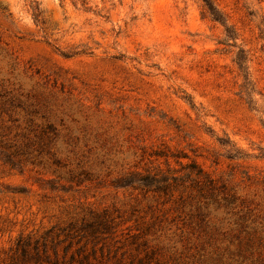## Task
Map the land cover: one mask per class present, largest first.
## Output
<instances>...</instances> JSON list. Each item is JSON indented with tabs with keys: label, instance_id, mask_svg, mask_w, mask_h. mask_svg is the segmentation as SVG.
<instances>
[{
	"label": "rangeland",
	"instance_id": "rangeland-1",
	"mask_svg": "<svg viewBox=\"0 0 264 264\" xmlns=\"http://www.w3.org/2000/svg\"><path fill=\"white\" fill-rule=\"evenodd\" d=\"M210 1L0 0V264L102 212L264 264V0Z\"/></svg>",
	"mask_w": 264,
	"mask_h": 264
},
{
	"label": "trees",
	"instance_id": "trees-1",
	"mask_svg": "<svg viewBox=\"0 0 264 264\" xmlns=\"http://www.w3.org/2000/svg\"><path fill=\"white\" fill-rule=\"evenodd\" d=\"M36 21L37 0H27ZM212 20L222 23L221 15L210 0H201ZM244 69L243 58L238 57ZM199 171V170H198ZM164 180L141 174H128L122 186L158 188ZM140 231V230H138ZM139 233L116 234V225L108 213L92 214L66 227H51L40 236L19 235L7 251L4 264H245L246 248L232 249L215 244L151 245Z\"/></svg>",
	"mask_w": 264,
	"mask_h": 264
}]
</instances>
